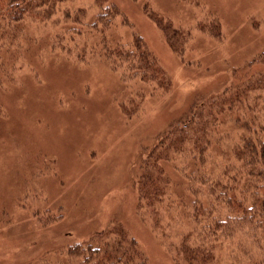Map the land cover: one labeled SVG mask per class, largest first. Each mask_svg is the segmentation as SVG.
I'll return each instance as SVG.
<instances>
[{
  "label": "rangeland",
  "instance_id": "obj_1",
  "mask_svg": "<svg viewBox=\"0 0 264 264\" xmlns=\"http://www.w3.org/2000/svg\"><path fill=\"white\" fill-rule=\"evenodd\" d=\"M240 67L264 76V0H60L0 33V264H70L115 226L136 241L131 264H184L200 231L184 169L217 179L240 126L264 121V80L245 81L207 151L170 130ZM249 249L261 256L250 234L219 239L208 264Z\"/></svg>",
  "mask_w": 264,
  "mask_h": 264
},
{
  "label": "trees",
  "instance_id": "obj_2",
  "mask_svg": "<svg viewBox=\"0 0 264 264\" xmlns=\"http://www.w3.org/2000/svg\"><path fill=\"white\" fill-rule=\"evenodd\" d=\"M56 1L60 0H0V33H8L9 38H16L26 16L39 15L41 10L49 14L51 6ZM247 75L254 74L240 67L239 70H235L237 80L231 92L226 86L222 93L212 95V99L207 97L208 101L203 98L197 105L194 103L184 121L170 130L178 126L181 129L176 143L190 139L194 144L193 148L207 151L211 141H215L216 125L226 120L234 102L239 101L240 88L245 81L258 86L264 80L262 75L249 82ZM235 121L239 124V115H236ZM256 121L254 116V119H247L242 124L244 127L240 126L243 130L239 136L241 143L223 152L226 164L217 179H209L199 170L193 175L184 169V176L189 179L188 189L195 195L192 200L195 207L193 217L200 223L198 236L193 238L188 234L180 245V256L178 254L175 256L179 260L182 259L184 264H208L215 257L213 250L219 239L231 240L241 232L250 234L255 246L259 247L258 253L261 256H255L249 249L243 254L246 261L242 262L241 257L234 256L236 260L234 264H264V121ZM170 131L161 139H167ZM232 157L240 163L239 166L231 167ZM189 165L191 167V164ZM142 183L143 181L138 182L137 187L141 193L146 194ZM239 185H242L240 195L237 194ZM149 187L155 190L154 182ZM209 195L213 197L209 199ZM212 204L215 207H210L209 221L202 225L199 216L205 215L207 213L205 208ZM107 228L94 235L100 239L98 245L90 243L83 245L78 242L72 245L69 249L73 258L70 264H131L133 255L141 256L136 241L129 240L122 228L119 226L113 227L115 228L113 230ZM104 234L115 238L104 241L102 239ZM140 260L137 264H147L144 258Z\"/></svg>",
  "mask_w": 264,
  "mask_h": 264
}]
</instances>
